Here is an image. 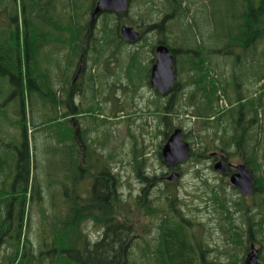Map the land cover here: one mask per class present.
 Listing matches in <instances>:
<instances>
[{"label": "rangeland", "instance_id": "obj_1", "mask_svg": "<svg viewBox=\"0 0 264 264\" xmlns=\"http://www.w3.org/2000/svg\"><path fill=\"white\" fill-rule=\"evenodd\" d=\"M59 1L62 2V0ZM205 1L191 0L193 12L195 11L200 22V28L203 32L208 33V36L200 35L204 36L200 46H205L211 51L209 60L215 67V71L223 74L228 94L232 98L237 96L238 90L246 95L253 92L257 95L264 94V40L258 44L261 49L257 47V49L244 50L235 47L238 44L231 41L229 37L237 33L238 19L240 14L248 8L247 3L245 0H209L206 5ZM253 1L257 5L260 3V0ZM91 2L90 6L94 0ZM164 2L165 0H155L152 1V6H146L144 2L133 1L126 19L129 22L133 20L137 22L140 15L147 17V12L150 11L151 16L156 17L158 9L163 6ZM33 3L34 0H3L2 2L1 8L4 10V14L3 22L0 24V35L4 36H0V70L6 68L5 60L10 57V54L13 61L12 74L16 75L18 72V68L15 67L18 65V60H20V70L23 73L26 74L29 67L35 69L36 64L31 61L27 62L25 36H5V34L14 33L18 27L21 33L26 28H31L29 24L34 17L37 18L36 14L32 12ZM206 11L208 17H211L212 28L209 32L208 21H205ZM86 18H90V12L87 13ZM98 19L95 26L98 24L100 28L105 17L100 16ZM109 23L110 27H113L117 23L116 17H111ZM172 29L176 31L175 26ZM180 33L182 36H178V33H175L176 36H170L169 42L180 50L178 79L185 87L187 77L181 70L180 62L185 57L186 43L191 45L192 42H196L195 36H198L199 39V35L198 32L189 28L183 30L182 25ZM115 37L111 36L112 39ZM51 38L52 36H47L46 40L50 42ZM34 39H41V44L44 42L42 36H34ZM154 39L156 36H147L145 44L142 42L126 44L118 50V54L112 51V47L102 52L101 56H97L90 50L84 57L86 65L80 77L78 76L79 78H76L79 67L78 56L71 64L69 57L63 59V56L66 55L65 49L64 51L59 50L58 45L49 47L50 45L48 46L49 43H47L44 46L46 48L43 52L44 55L41 56L40 67L43 71L49 69L50 84L58 92V96L60 95L59 98L66 100L68 92H72L71 104L79 107L75 113H80V116L69 112L68 119L66 118L69 111L67 105H60L58 109L52 108L39 98L40 94L38 95L36 92L30 96L26 89L22 100L21 95L16 92L18 86L11 80V76L0 73V101L5 104L1 114L4 118L11 117V119H6L7 123L11 125H6L7 123L2 121V115L0 117L5 143L2 147V154L5 153L6 159L11 162L12 145L10 143L18 144L19 139L20 144L23 143L22 130L19 127V122L22 120L20 112L23 109V101L28 129L33 130V133L28 135V142L31 164H36V170L33 168L32 170L36 171L40 191H33V182L30 184L27 210L30 212L28 230H30L32 241L37 246L41 238L44 220L47 219L51 223L58 221V218L66 217V212L70 210L68 209L69 200H66V196H71L76 200L103 196L100 194L99 185L101 183L95 177L106 165L108 170L111 169L113 174H116L121 183L120 189L126 197L138 196L142 184L138 179L133 161L135 146L139 151L143 150L147 153L146 157L149 158V162L145 171L152 175L168 172L166 164H161L158 152L165 144V134L171 127L174 129L182 127L184 133H190V139L187 141H194L196 149L202 146L198 142L201 136L202 141L209 144L208 156L211 151L222 147L221 143L217 141L218 138L215 137V127L202 128L204 118H196L190 114L193 110V107L190 106L192 104L190 99L192 86L186 87L180 105V98L178 97V101L175 100L172 108L176 113L169 114L171 117L168 126L162 118L158 117L163 113L161 111L159 113L157 108L163 110V107L171 100L170 96H160L152 86L146 83L152 68ZM75 42L79 45V38ZM68 47L70 46L68 45ZM54 57L58 58L59 64L62 63L61 68L53 65ZM130 61H132V66L128 68ZM35 76L37 83L44 87L46 75L36 71ZM65 77L71 83L66 84L67 91H58L61 84H65L63 82ZM74 79L76 87L71 91ZM137 82L143 83L137 88ZM225 99L227 102L229 101L227 97ZM198 100L199 94H196L193 101L197 102ZM221 110L225 111L226 109ZM49 118H53L54 121H48ZM77 122H79V126L75 125V129L72 128L71 124H77ZM262 135L264 146V133ZM81 139H84L87 144L83 155L81 147L78 145ZM69 143L71 147H69ZM100 143L102 145L99 151L94 145H100ZM103 153H107L104 160L101 156ZM78 160L80 163L84 161L86 164L93 162L96 164V170L93 168H89V172L84 170L83 175H80L82 177L78 180V175L75 177ZM262 160V174L264 175V157ZM230 161L237 165L241 160L239 157H231ZM180 169L183 173L179 179L174 181L177 183L176 187L181 195L178 204L185 213V217L195 223L196 234V224L202 225L201 230H203L206 243L209 246L208 249L211 250L207 253V258L209 260L216 259L225 264H231L234 257L242 258L244 253L231 245L229 241L227 231L231 226L226 225V211L220 208L221 203H227L233 211L235 224L240 226L242 231L247 229V225L243 221V214L236 212L234 204L241 197L239 191L230 183L229 178L221 176L214 170L209 157L202 159L198 164L189 160ZM66 170L70 172L68 176L70 175L71 180L75 177L74 180L77 181L75 183L73 180L65 181L64 186L70 188L69 193L65 195V190H62L60 186V179L63 172L65 175ZM94 172L95 177H91ZM88 175L91 178H88ZM159 188V186L154 187L152 193L155 194ZM222 189H224L225 198L219 201L215 199L216 196L212 194V191H221ZM248 199L247 203L252 204L255 198L251 196ZM146 222L152 228L159 223L157 219L153 221L149 219ZM152 233L151 238L157 236L156 229ZM259 238L257 243L260 246ZM143 246L145 245L142 240H138L133 247L131 261L137 264H155V261L150 260L151 258L149 261L145 258L146 250ZM10 252L11 248L6 245L0 248V263L4 256ZM262 255H264V250H262Z\"/></svg>", "mask_w": 264, "mask_h": 264}, {"label": "trees", "instance_id": "obj_2", "mask_svg": "<svg viewBox=\"0 0 264 264\" xmlns=\"http://www.w3.org/2000/svg\"><path fill=\"white\" fill-rule=\"evenodd\" d=\"M133 1L147 3L155 0H131V2ZM175 1L165 0V3L167 6H171L176 3ZM2 2L3 0H0V24L3 22L4 14V10L1 8ZM95 2L96 0L90 6L91 0H65L64 3H60L59 0H34L32 12L36 14L37 18L34 17L31 24H29L31 28H26L21 33L18 27L14 33L5 34V36H25L27 62L31 61V63L36 64L35 69L29 67L25 74L20 70V60H18V65H14L18 68V72L14 75L11 73L13 61L10 54V57L5 60L7 63L6 68L0 70L1 74L4 73L11 76V80L18 86L16 92L21 95L22 100L26 94L24 93L26 89L27 94L30 96L36 92L38 95L40 94L39 98L52 108L58 109V106L63 104L72 105L71 92H68L70 96L68 95L66 100L59 98L60 95L58 96V92L50 84L49 69L43 71L40 67L41 56L44 55L43 52L46 49L44 46L47 43H49V47L69 45L71 48L69 57L71 64L74 63L75 57L79 55L78 51L80 52L83 49L84 36H86L87 48L85 52L87 53L91 50L97 56H101V53L110 47L117 54L118 50L122 49L125 42L120 36V23H115L113 27H110V18L113 17L111 13L107 12L102 15L105 19L100 28L98 24L96 26L95 24L91 25V15L90 18H86L87 13L89 14L93 9ZM179 2L180 6L183 5V0H179ZM245 2L248 8L240 14L237 24L238 31L234 36L229 37L231 41H235L238 44L235 47H240L244 50L257 49L258 44L262 42L261 40H264V0H260L258 5L253 0H245ZM38 4L40 6H37ZM39 7L43 8V10L41 15L37 16L36 9ZM187 10L189 12L188 7ZM122 18H124L123 23H129L126 19L127 14L123 15ZM140 20H143L142 15H140ZM207 21L209 32L212 28L211 17H208ZM197 32L199 37H201L200 42L198 36H195L196 42H192L191 45L186 43V51L192 45L194 48L191 55L185 52V57L180 62L181 70L187 77V85L184 87L180 81L175 84L170 94L171 101L167 102L163 110H160L159 107L157 108L159 113L160 111L163 113L158 115V117L162 118L166 126H168L171 117L169 114L176 113L172 108L175 100L178 101L179 97L180 105L182 103L181 97L185 93L186 87H193L190 94L192 102L190 106L193 107L190 113L191 116L204 118L202 128L215 127L214 134L218 138L217 141L221 143V152L230 158L239 157L240 163L247 166L254 175L256 182L253 195L258 197L256 198L257 212L255 214L260 216L258 221L250 214L249 206L238 200L234 202L236 212L243 214V221L248 226L247 229L242 231L240 226L235 224L231 208L227 203H221L220 208L226 211V225L231 226L227 231L229 241L236 249L245 253L249 251L251 242L256 243L258 237H260L259 243L264 250V175L262 174V159L264 157L262 142V134L264 133V94L260 93L257 95V93L254 94L253 92L250 95H246L238 90L237 96L232 98L228 94V87L224 83L223 74L217 70L215 71V67L209 60L210 55L205 53L206 47L200 46L203 42V37L208 36V33L203 32L201 29L197 30ZM0 36L4 35L1 34ZM34 36H42L44 42L41 44V39H34ZM47 36H52L50 42L46 40ZM64 36L69 37L65 38ZM111 36L116 37L112 39ZM77 38L80 40L79 45L75 42ZM53 65L62 67V63H58L57 57H54ZM131 66L132 61L128 63V68ZM36 71L46 75L44 87L37 83ZM63 82L65 84H61L58 91H67L66 84L71 83V81L66 80V77ZM219 92L229 100V107H224L225 111L221 110L219 105ZM196 94H199L197 102L193 101ZM4 105L0 101V117ZM25 113L23 101V109L20 112L22 120L19 122L23 143L16 147L14 146L15 144L10 143L12 145L10 152L12 156L11 162L5 158V153L4 155L2 154L3 149H0V248L4 245L11 248V252L7 253L2 259V264H137L131 261V257L133 255V247L138 240H142L145 245L143 246L146 250L144 252L145 258L148 261L151 258L150 260L155 261V264H225L224 262H218L216 259L209 260L207 258V253L211 250L208 249L209 246L206 243L203 230H201L202 225L196 224V234L195 223L191 219L188 220L179 207L178 203L181 195L176 187L177 183L167 181L166 173L159 175L154 173L152 175L146 172L145 169L149 158L146 157L147 153L143 150L139 151L137 146L134 149L133 161L138 179L142 184L141 191L137 197H126L122 193L119 179L115 173L113 174L111 169L108 170L107 165L103 167L100 173L96 174L97 177H95V172L93 176L89 174L101 183L99 187L103 200L109 199L110 194L112 195L111 199L117 197L116 222H108L109 228L106 232L105 240L95 246L85 244L82 240L83 211L81 198L76 200L71 196H66V200H69L68 209H70L66 212V217L58 218V221L51 223L45 219L42 225L41 238L37 246L32 241L30 230H28L30 212L27 208L30 184L33 182V191H40V189L36 171L32 170V168L35 169L36 164H33V166L31 164L28 142L29 130ZM2 119H4L3 115ZM52 119L49 118L48 121H54ZM173 130L174 127L167 130L165 141ZM189 134L184 133L186 140L190 139ZM81 140L84 141L83 139ZM198 142L202 146L197 149L195 148V142H191L193 150L190 160L195 161V164L208 157L207 152L209 151V144L207 142L204 143L201 136ZM86 145V142H81L79 145L82 155L86 150ZM101 145L102 143L94 146L100 151ZM103 151L106 152L105 149ZM106 154H101L103 160L106 158ZM158 154L161 164H165L161 150ZM89 168L96 170V164H93V162L86 164L84 161L80 163L78 160L75 177L78 175L77 179L80 180L82 177L80 175H83L84 170L89 172ZM180 171L183 173L182 170ZM89 175L88 178H91ZM74 178L72 180L75 183L77 180H74ZM68 180L72 181L70 175ZM64 184L65 181L62 184L60 179V186L62 190H65L66 195L69 193L68 190L70 188H66ZM158 186L160 187L158 191L155 194L152 193V189ZM172 186L174 187L172 188ZM212 194L219 201L225 198L224 189L221 191L213 190ZM93 207L99 209V205ZM101 208L103 210L108 209L104 204ZM111 213L113 214V211ZM120 218L123 220H120ZM105 219H110V216L102 217L101 221L103 222ZM149 219L151 221L157 219L159 221L158 225L152 228L146 222ZM154 229L157 230V236L151 238ZM131 233L134 240V245L132 243V246L128 243V237ZM151 241L155 243L153 244ZM260 260V264H264V255H261ZM230 263L245 264L244 258L238 256L234 257Z\"/></svg>", "mask_w": 264, "mask_h": 264}, {"label": "flooded vegetation", "instance_id": "obj_3", "mask_svg": "<svg viewBox=\"0 0 264 264\" xmlns=\"http://www.w3.org/2000/svg\"><path fill=\"white\" fill-rule=\"evenodd\" d=\"M65 0H62V3H64ZM209 0H206L205 3L207 5ZM176 3H174L171 6H167L166 3L164 2L163 6L161 8L158 9V13L157 16H151V11L147 12L148 15L147 17H145L143 15V20L141 21L140 18L138 21L140 22H136V20L130 21L131 25L133 26V28L135 30H138L140 32V40L137 42L138 43H143L145 44L146 42V38L147 36H156V39L153 40L154 43V57H153V62H152V66L153 64L156 62L157 60V56H156V50L157 48L162 45V44H167V42H169L170 40V36H176L175 33H178V36H182L180 33V26L182 25V29L185 30L186 28H189L190 30L197 32V30L201 29L200 25H199V20L197 19L196 13L195 11L193 12V4H191V0H183V5L180 6V2L179 0L175 1ZM203 3V2H202ZM146 6H152V2L148 1L146 4ZM37 6H40V4H38ZM187 7L189 8V12L187 10ZM43 10V8H37L36 12H37V16L41 15V11ZM151 10V9H150ZM184 10V11H183ZM207 10V7H206ZM92 15V12H91ZM92 18V16H91ZM205 21H207V11H206V19ZM91 25H93L91 23ZM175 26L176 27V31H174L172 29V27ZM208 27V26H207ZM206 27V28H207ZM209 29V27L207 28ZM202 30V29H201ZM169 36V37H168ZM170 43V42H169ZM83 50L80 51V54L78 55V59H79V67L78 72H77V77L80 76L85 68V50H86V36H84L83 39ZM172 47V53L174 54L175 57V69L177 71L178 67H177V58H178V54L179 51L177 48H175L173 45H171ZM194 46H190L189 49H185L184 52H188L190 55L192 54V50H193ZM69 50V49H68ZM205 53H210V50L206 48ZM76 77V78H77ZM79 78V77H78ZM176 83H179L176 79L175 81ZM143 83V82H142ZM147 84H151V78L149 77L148 81H146ZM175 83V84H176ZM75 84V80L74 83ZM222 155L226 156V166H227V173H226V177L230 178L232 174H234L235 172H237V166L240 164H233L230 161V157L228 155H226L225 153L221 152V149H217L215 151H211L210 155L208 156L211 161H212V165L213 168L215 167V165L220 161V157ZM231 170V171H230ZM171 172V170L166 173L167 176L169 175V173ZM253 175V174H252ZM253 181H254V190L256 188V182H255V178L253 175ZM253 190V192H254ZM253 192L251 195L249 196H243L241 194V197L238 199V201L242 202L244 205L249 206V211L250 214L253 215L256 219V221L259 220V215H255L257 212V204H256V198H258L257 196L253 195ZM255 198L252 204H248L247 201L249 200L248 198L251 197ZM112 195L110 194V198L109 199H105L103 200L102 197H94L92 199L90 198H81V202H82V211H83V215H82V225H83V234H82V240L85 242V244H90L92 246L97 245L98 243L102 242L103 240H105L106 237V232L109 228V221H114L116 222V217H117V197H115L114 199H111ZM104 201V202H103ZM104 204V206H106L108 209L103 210L101 208V206ZM99 205V209L94 208L93 206ZM109 206V207H108ZM113 208V210H112ZM111 211H113V214L111 213ZM110 216V219H105L103 222L101 221L102 217H107ZM120 220H123L122 218H120ZM101 224H103V226H101ZM248 227V226H247ZM129 239V245L132 246V243L134 245V240H133V235L132 233L130 234V236L128 237ZM258 242V241H257ZM255 242H251V247L249 249V251L245 252L243 255L244 258V263L247 264L248 263V259L250 258L251 255H253L254 253H256L257 255V264L261 263L260 257L262 255V246L260 247L258 243Z\"/></svg>", "mask_w": 264, "mask_h": 264}, {"label": "water", "instance_id": "obj_4", "mask_svg": "<svg viewBox=\"0 0 264 264\" xmlns=\"http://www.w3.org/2000/svg\"><path fill=\"white\" fill-rule=\"evenodd\" d=\"M128 4L129 0H97L92 16L95 18L105 10L124 13L128 10ZM121 33L128 42L139 38V33L131 27L123 26ZM174 62V57L165 45L157 48V62L152 69L151 83L162 95L167 94L174 85L176 78ZM191 151L190 143L183 138L182 129H175L162 148L164 162L170 169H175L168 177L169 181H175L180 177L176 169L189 160ZM214 168L221 175L227 173L225 155L220 157ZM236 168L237 172L231 175L230 182L242 195L248 196L254 190L253 175L245 164H239ZM247 264H257L256 253L250 256Z\"/></svg>", "mask_w": 264, "mask_h": 264}, {"label": "crops", "instance_id": "obj_5", "mask_svg": "<svg viewBox=\"0 0 264 264\" xmlns=\"http://www.w3.org/2000/svg\"><path fill=\"white\" fill-rule=\"evenodd\" d=\"M6 119H11V117L10 116H6L2 121H5L6 123H7V121H6ZM15 119H17V118H15ZM6 125H11L10 123H7ZM5 125V126H6ZM3 126L0 124V142H2L1 144H0V149L2 150V147L4 146V137H3ZM6 142H7V140H6ZM7 145V144H6ZM20 145V139H19V141H18V144H15L14 146L16 147V146H19ZM69 147H71V145H70V143H69ZM16 150V149H15ZM68 154V153H67ZM64 156V155H63ZM68 170H66V173H65V175H64V172H63V176L61 177V181H62V184H63V182L64 181H68V178H67V176H68Z\"/></svg>", "mask_w": 264, "mask_h": 264}, {"label": "bare ground", "instance_id": "obj_6", "mask_svg": "<svg viewBox=\"0 0 264 264\" xmlns=\"http://www.w3.org/2000/svg\"><path fill=\"white\" fill-rule=\"evenodd\" d=\"M1 12V11H0ZM84 71V70H83ZM21 77V76H20ZM77 82V81H76ZM70 86V85H69ZM74 93V92H73ZM69 95V94H68ZM78 95V94H77ZM70 96V95H69ZM107 99V98H106ZM117 99V98H116ZM66 103H67V101H66ZM72 114V113H71ZM73 117V116H72ZM72 120V119H71ZM75 123V122H74ZM16 258V257H15ZM15 262V261H14ZM19 264H21V263H19Z\"/></svg>", "mask_w": 264, "mask_h": 264}]
</instances>
